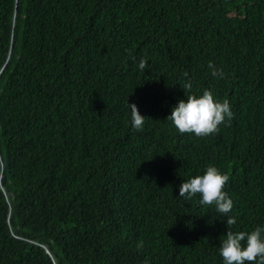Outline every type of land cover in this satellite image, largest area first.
I'll return each instance as SVG.
<instances>
[{"label":"trees","instance_id":"16d2710c","mask_svg":"<svg viewBox=\"0 0 264 264\" xmlns=\"http://www.w3.org/2000/svg\"><path fill=\"white\" fill-rule=\"evenodd\" d=\"M189 81L218 133L167 119ZM209 166L264 228V0H0V264H224L227 217L178 196Z\"/></svg>","mask_w":264,"mask_h":264},{"label":"clouds","instance_id":"9594fccd","mask_svg":"<svg viewBox=\"0 0 264 264\" xmlns=\"http://www.w3.org/2000/svg\"><path fill=\"white\" fill-rule=\"evenodd\" d=\"M147 60L141 59L139 69L143 71L147 67ZM213 76L223 77L222 69L209 62ZM187 76V73H185ZM186 92V99H181L174 106L167 117L176 129L181 133H194L197 137H206L220 131V125L226 119L233 117L230 103L227 99L217 101L212 92L205 90L202 95H188L192 89L191 81L181 85ZM131 109L132 127L142 131L146 116L142 115L135 103L129 104ZM229 176L221 173L216 167L209 166L203 175H197L184 181L179 187V197L191 199L199 194L200 204L214 205L217 213L227 217L228 226L226 238L221 242L220 255L224 264H264V228L257 227L251 233L243 231L234 233L231 226L236 224L235 217H229L228 213L233 209V201L224 191ZM242 242H245L242 244Z\"/></svg>","mask_w":264,"mask_h":264}]
</instances>
